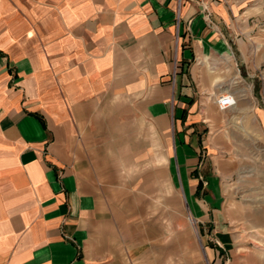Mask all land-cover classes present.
<instances>
[{
	"label": "crops",
	"instance_id": "1",
	"mask_svg": "<svg viewBox=\"0 0 264 264\" xmlns=\"http://www.w3.org/2000/svg\"><path fill=\"white\" fill-rule=\"evenodd\" d=\"M253 19L264 0H0V264H154L137 182L161 150L191 215L221 227V177L194 172L197 91L218 110ZM128 164L136 186L113 183Z\"/></svg>",
	"mask_w": 264,
	"mask_h": 264
},
{
	"label": "rangeland",
	"instance_id": "2",
	"mask_svg": "<svg viewBox=\"0 0 264 264\" xmlns=\"http://www.w3.org/2000/svg\"><path fill=\"white\" fill-rule=\"evenodd\" d=\"M249 26V34L240 37L246 49L245 58L239 55L236 73L242 79L229 81L219 92L232 94L236 105L222 114L195 88L197 101L210 108L198 123L201 147L194 172L202 186L205 176L221 177L224 203L215 215L221 227L201 225L191 215L182 190L169 181L161 150L159 167L149 172L144 163L137 182L149 194L144 198V219L153 222V232L160 238L154 264H264V59L258 58L264 55V21L253 19ZM220 135L222 141L217 139ZM125 167V172L120 167V175L132 180L113 183L135 187L134 167ZM221 234L228 236V243L220 242Z\"/></svg>",
	"mask_w": 264,
	"mask_h": 264
},
{
	"label": "built area",
	"instance_id": "3",
	"mask_svg": "<svg viewBox=\"0 0 264 264\" xmlns=\"http://www.w3.org/2000/svg\"><path fill=\"white\" fill-rule=\"evenodd\" d=\"M180 1V0H178ZM178 21V19H177ZM178 70V65L176 63V58L173 61V68L171 72V83L174 84L176 74ZM236 105L235 97L232 94L224 93L221 94L216 100V106L219 111H227Z\"/></svg>",
	"mask_w": 264,
	"mask_h": 264
}]
</instances>
